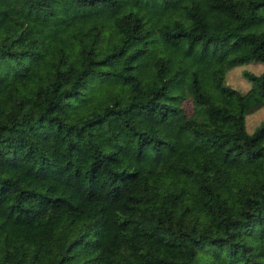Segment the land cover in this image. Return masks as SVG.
Returning <instances> with one entry per match:
<instances>
[{
	"label": "trees",
	"instance_id": "trees-1",
	"mask_svg": "<svg viewBox=\"0 0 264 264\" xmlns=\"http://www.w3.org/2000/svg\"><path fill=\"white\" fill-rule=\"evenodd\" d=\"M252 60L264 0H0V264H260Z\"/></svg>",
	"mask_w": 264,
	"mask_h": 264
},
{
	"label": "rangeland",
	"instance_id": "rangeland-1",
	"mask_svg": "<svg viewBox=\"0 0 264 264\" xmlns=\"http://www.w3.org/2000/svg\"><path fill=\"white\" fill-rule=\"evenodd\" d=\"M242 69H248L253 72H259L264 69V63L259 61H249L242 64H236L226 69L223 80L229 85L244 90L248 86V81L242 75ZM183 106L189 109V101L183 100ZM264 117V105L245 115V124L247 129H251L253 124ZM244 236L249 241L253 254L260 259V264H264V214L260 220L251 226Z\"/></svg>",
	"mask_w": 264,
	"mask_h": 264
}]
</instances>
